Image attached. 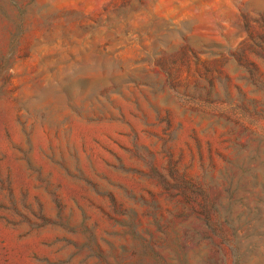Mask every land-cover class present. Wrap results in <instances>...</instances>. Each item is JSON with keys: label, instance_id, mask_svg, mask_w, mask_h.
Segmentation results:
<instances>
[{"label": "rangeland", "instance_id": "obj_1", "mask_svg": "<svg viewBox=\"0 0 264 264\" xmlns=\"http://www.w3.org/2000/svg\"><path fill=\"white\" fill-rule=\"evenodd\" d=\"M0 264H264V0H0Z\"/></svg>", "mask_w": 264, "mask_h": 264}]
</instances>
